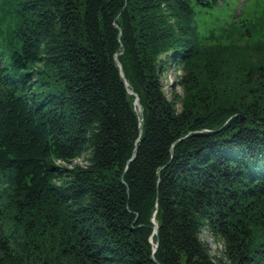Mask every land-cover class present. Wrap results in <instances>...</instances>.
<instances>
[{
    "label": "trees",
    "instance_id": "1",
    "mask_svg": "<svg viewBox=\"0 0 264 264\" xmlns=\"http://www.w3.org/2000/svg\"><path fill=\"white\" fill-rule=\"evenodd\" d=\"M220 2L0 0V264H264V45L203 42ZM232 49L243 95L202 60ZM170 61L206 69L199 108L165 95Z\"/></svg>",
    "mask_w": 264,
    "mask_h": 264
},
{
    "label": "rangeland",
    "instance_id": "2",
    "mask_svg": "<svg viewBox=\"0 0 264 264\" xmlns=\"http://www.w3.org/2000/svg\"><path fill=\"white\" fill-rule=\"evenodd\" d=\"M263 10H264V0H221L219 5L216 8H214L212 11L210 10L201 11L196 14L197 15L196 33L199 34L202 41L205 43H210L217 40L218 41L223 40L221 43H223L224 45L234 46V44L240 41V37H241V40H244L245 38V42L247 43L258 44L261 42L260 45L257 46H263L264 22L258 21L261 18L260 17L261 15L259 14ZM248 18L253 19L252 24L250 25L251 31H248L249 32L248 35H246V33H239V31H236V34L233 35L231 38H229L228 35L225 33V31L229 28H232V23L234 22L239 23L242 22V20H246ZM233 52L235 55H237L234 56L233 58L235 60L234 62H230V63L225 62L222 59L225 56L221 57L220 55H215V52L210 53L208 57H202L204 58L202 60H206V59L209 60L210 58L214 57L213 61L216 62V65L214 66L215 72L212 73V76L219 74L217 75V77L218 76L222 77L226 82L227 81L233 82L234 87L233 85L232 87L234 89L232 90V93L235 94L241 93L240 95H243L241 91L244 90L243 88L245 84L248 85V83L243 78L244 74L239 73V71L236 68L238 67L237 65H239V63H242L243 57L245 58L246 54H253V53L249 52L244 54V51H238L237 49H232L231 53ZM163 57H161V59L163 61L164 60L167 61L166 57L165 58ZM162 67H163V72L161 73L160 78H161V83L163 85L164 93L167 96V98L170 100V102H172L177 112L181 110V108L183 107V105L186 104V102L188 103L190 101H195L196 102L195 106L199 108L200 105L197 103V99L207 100L212 96L210 89L213 87H211V85L209 86L210 80H208V77L206 76L207 71L205 68L204 69L201 68L200 73H198V77L200 80L198 82L200 85L196 87L190 85L189 82H186L185 76L186 73L189 72L188 70H186V68L184 67L182 68L179 65L175 64V62H171V61L168 63L165 62ZM234 67L236 70L234 69ZM239 83H241V85L237 87ZM223 90L224 89L220 90L221 95L223 93ZM244 95L247 94L244 93ZM212 101H215V99L213 98ZM56 164L58 166L70 168L74 164H79V165L85 164V159L83 157H80L74 159L69 164L62 161H56ZM5 217L11 219L10 213H7ZM6 218H3L6 225L4 226V228L13 234L16 230V226L14 225V222L11 221L12 219L8 220ZM1 220L2 218H0V221ZM201 238L205 240V242L207 243L212 256L218 257L221 255L222 246L218 245L215 242L214 238L212 237V235H210L209 232H203Z\"/></svg>",
    "mask_w": 264,
    "mask_h": 264
},
{
    "label": "bare ground",
    "instance_id": "3",
    "mask_svg": "<svg viewBox=\"0 0 264 264\" xmlns=\"http://www.w3.org/2000/svg\"><path fill=\"white\" fill-rule=\"evenodd\" d=\"M130 93H131V90L129 89ZM134 108L135 110L138 112L139 116H140V120L142 119L141 118V114H142V110H141V106L138 102V97L135 96V99H134ZM152 221H154L155 225H157V221L156 219H153ZM153 223V222H152ZM154 225V224H153ZM155 234V233H154Z\"/></svg>",
    "mask_w": 264,
    "mask_h": 264
},
{
    "label": "water",
    "instance_id": "4",
    "mask_svg": "<svg viewBox=\"0 0 264 264\" xmlns=\"http://www.w3.org/2000/svg\"><path fill=\"white\" fill-rule=\"evenodd\" d=\"M115 61H116L117 65H118V67H119L120 70H121V65H120V63L118 62V60H117L116 58H115ZM125 84H126V83H125ZM131 93H133V92L131 91ZM152 220H153V219H152ZM152 222H153V224H154L153 233L157 234V232H158V226L155 225L154 221H152ZM157 247H158V241L156 242V244H155L154 247H153V253L156 251Z\"/></svg>",
    "mask_w": 264,
    "mask_h": 264
}]
</instances>
